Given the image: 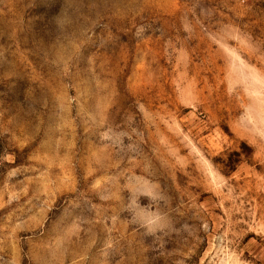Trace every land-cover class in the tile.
Returning a JSON list of instances; mask_svg holds the SVG:
<instances>
[{
    "label": "rangeland",
    "instance_id": "1",
    "mask_svg": "<svg viewBox=\"0 0 264 264\" xmlns=\"http://www.w3.org/2000/svg\"><path fill=\"white\" fill-rule=\"evenodd\" d=\"M0 264H264V0H0Z\"/></svg>",
    "mask_w": 264,
    "mask_h": 264
}]
</instances>
